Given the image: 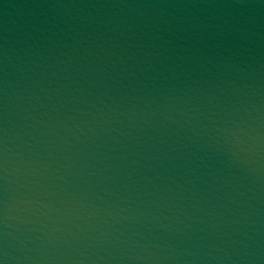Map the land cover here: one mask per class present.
<instances>
[{
    "label": "water",
    "instance_id": "95a60500",
    "mask_svg": "<svg viewBox=\"0 0 264 264\" xmlns=\"http://www.w3.org/2000/svg\"><path fill=\"white\" fill-rule=\"evenodd\" d=\"M0 264H264V0H0Z\"/></svg>",
    "mask_w": 264,
    "mask_h": 264
}]
</instances>
